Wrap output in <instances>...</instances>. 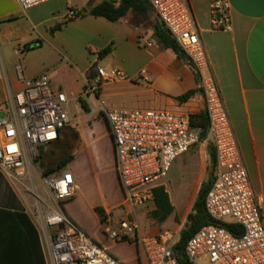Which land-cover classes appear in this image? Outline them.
Listing matches in <instances>:
<instances>
[{
    "label": "built area",
    "instance_id": "1",
    "mask_svg": "<svg viewBox=\"0 0 264 264\" xmlns=\"http://www.w3.org/2000/svg\"><path fill=\"white\" fill-rule=\"evenodd\" d=\"M23 11L53 0H16ZM158 19L166 26L200 74L201 90L208 119L206 142L215 149L216 178L206 197V211L214 221L236 225L242 233L208 224L188 241L185 254L189 264H264V194L251 187L217 82L209 72L199 29L188 0H147ZM211 26L215 31H231L230 0H209ZM78 15L70 10L68 19ZM149 45V44H148ZM96 76L88 93L96 96L103 83L125 79L116 69L95 68ZM143 80L150 78L145 70ZM19 79L24 89L8 90L5 109L0 107V167L12 178L32 177L40 146L55 143L71 122L64 92H54L47 76ZM2 78L0 51V79ZM113 139L115 170L130 209L144 208L154 200V189L165 180L175 160L198 142L200 129L191 126L192 114L186 111L143 109L102 104ZM3 115V116H2ZM53 205L43 202L33 211L45 246L48 264H119L65 213L62 203L75 197L77 185L71 171L41 177ZM107 221L105 233L112 243L132 240L147 264H179L169 234L144 236L134 214L126 213L116 223Z\"/></svg>",
    "mask_w": 264,
    "mask_h": 264
},
{
    "label": "crops",
    "instance_id": "2",
    "mask_svg": "<svg viewBox=\"0 0 264 264\" xmlns=\"http://www.w3.org/2000/svg\"><path fill=\"white\" fill-rule=\"evenodd\" d=\"M9 1L12 2V6L8 5ZM98 2L97 0L95 3ZM230 2L232 30L215 31L211 26L210 1L188 0L199 29L209 72L215 78L224 101L252 190L256 195H263L264 0ZM41 6V14L30 15L27 21L38 33V38L31 44L41 42V45L33 50L48 48L51 56L60 58V63L66 62L71 66V70H77L80 78L77 82L83 86L84 93L96 76L95 66L107 70L116 69L126 76L125 79L101 85L99 93L93 95L96 102V106H93L96 110H101L104 104L186 111L192 116L205 113L201 85L191 65L179 59L172 50L161 48L154 40L150 27L133 25L131 14L113 23L101 17L79 16V12L86 9L87 0H53ZM70 10L77 13L78 17L68 19ZM24 13L26 11L19 7L16 0H0V37L4 43L15 41L14 35H10L12 33L10 26L20 23ZM156 18L158 17L153 13V20ZM58 26L61 28L52 33L51 31ZM107 48H111V53L101 57L100 53ZM16 52H20V49ZM8 62L1 52L0 103L5 101L4 104L7 103L8 90L17 93L25 87L24 82L19 79V71L24 80L42 76V72L24 75L22 67H16V75H13L10 73ZM142 70L148 73L149 82L143 80L140 74ZM53 76L54 72L49 71L47 77L51 89L53 88L54 92H63L56 88ZM191 91L195 93L189 99L180 100ZM203 142L208 148L212 146L206 140ZM49 146L44 147L47 150ZM192 149L174 161L167 178L159 185L165 187L173 206V213L166 221L159 222L151 216L155 209L154 200L144 208L132 210L127 207L119 185L121 202L115 211H105L106 218L100 226H105L109 221L116 227L117 221L126 213H130L134 214L138 221L142 235L159 237L169 234L175 239L176 244L182 228L189 219L188 216L187 220L183 221L188 197L193 186L203 177L204 164L197 161L199 171L185 192L174 186L170 173L178 161L185 158L194 159L189 155ZM206 153L208 155V152ZM28 182L31 187L26 185ZM43 202L45 200L39 196L33 175L24 181H18L0 167V264H41V254L44 263L48 264L41 231L33 217V211L38 204L45 207ZM117 210L121 211V214H115ZM98 218L100 220L99 215ZM178 225L182 228L178 229ZM128 241L134 248V254L130 257L114 255L119 264H147L140 257L134 242Z\"/></svg>",
    "mask_w": 264,
    "mask_h": 264
},
{
    "label": "rangeland",
    "instance_id": "3",
    "mask_svg": "<svg viewBox=\"0 0 264 264\" xmlns=\"http://www.w3.org/2000/svg\"><path fill=\"white\" fill-rule=\"evenodd\" d=\"M96 1L94 0V3ZM89 2L90 0H87V6ZM7 3L12 6L11 1ZM41 9L42 6H39L29 12L26 11L20 23L10 26L12 32L10 35H14L15 41L4 43L0 37V51L9 61L8 67L13 75H16V67H22L24 75L42 72V76H47L49 71L50 73L54 72L53 77L55 85H57L56 88L65 92L68 96V104L64 105L63 108L68 111L71 122L63 130L58 143L49 146L47 150L44 146L38 148L39 153L44 155L41 163L46 166H54L67 156H75V161L63 169V171L68 170L74 174L78 186L74 201L67 204V214L112 254L130 257L134 254L133 246L129 243H112L108 241L106 236L102 234L103 230L100 227L98 213H96V208H101L104 212L106 210L109 212L115 211L121 199L114 165L112 140L105 119L100 114L101 110L94 108L96 106L95 97L87 95L88 89H85L84 93L83 86L77 82L80 79L77 70H71V66L66 62L60 63V58L51 56L48 48L24 50L25 45L31 44L35 38H38L37 31L31 28L27 22L29 16H39ZM146 27L149 28L150 26L147 25ZM19 49L20 52H16ZM3 102L5 103V101H2L0 107L5 109L6 104ZM90 102L92 105H90ZM83 103L87 105L88 110L83 108ZM206 152H208V155ZM189 155L193 156L194 159L185 158L178 161L170 173L174 186L185 192L199 171L197 163L201 164L203 162L204 164L203 177L193 186L188 197V205L183 218L184 222L191 213L200 185L204 180H207L210 167L209 148L206 147L205 142L199 141ZM41 177L43 176L39 170V165H33V178L39 196L47 201L48 205L52 206L53 203L48 197ZM26 185L31 187L29 182ZM27 197L32 200L29 194H27ZM44 209L46 210L45 207ZM117 213L121 214V211L117 210L115 214ZM181 228L178 225V229Z\"/></svg>",
    "mask_w": 264,
    "mask_h": 264
},
{
    "label": "trees",
    "instance_id": "4",
    "mask_svg": "<svg viewBox=\"0 0 264 264\" xmlns=\"http://www.w3.org/2000/svg\"><path fill=\"white\" fill-rule=\"evenodd\" d=\"M153 13L154 12L152 10V7L150 6L147 0H103L98 3H94V0H90L86 9L84 11L79 12V16L90 15L96 18L101 17V18L107 19L110 22L115 23V22L120 21L127 15L131 14L133 25L137 27L140 25L147 26V22H149V26L153 30V36H154V40L156 41V43L163 49L172 50L178 56L179 59L187 61V57L184 51L182 50L180 45L177 43V41L172 37V35L170 34L166 26L158 18L153 20ZM60 28L61 27L58 26L55 29H53L51 32L53 33L54 31L59 30ZM40 45H41V42H35V43L27 45L25 48L27 51H31L33 49L38 48ZM110 53H111V48H107L100 53V56L105 57V56H108ZM191 68L195 73L198 83L200 84L201 79H200L199 72L196 70V68L193 65H191ZM194 93L195 91H191L187 93L186 95H184L180 100L186 101ZM82 106L85 110H88V107L86 104L83 103ZM100 114L104 117L102 113ZM105 122L107 124L108 130L110 133V129H109L106 119H105ZM191 126L193 128L200 129L199 141L200 142L205 141L208 135V119H207L206 113H202L200 115H193L191 117ZM62 134H63V131L61 132L59 139L55 143H53V145H55L56 143L60 141ZM110 137H111V134H110ZM111 140H112V147L114 151V144H113L112 137H111ZM43 156H44L43 154H39L38 158L35 161V164L39 165V170L43 177L58 174L62 172L63 169H65L70 163L75 161V156L70 155V156H67L61 159L60 162L54 166H46L41 163V159L43 158ZM209 157H210V167L208 169L207 180L203 183L198 193V196L194 202L192 212L189 215L188 222L185 224V226L181 230L179 240L173 247L175 257L177 261L179 262V264H189L188 258L185 254L186 245L188 241L193 237V235L205 225L215 224L218 226H222L226 228L227 230L234 232L235 235H239L242 233L241 227L214 221L213 219L209 217L206 211V206H205L206 197L216 178V156H215V151L212 146L209 147ZM114 165H115V152H114ZM118 183H119V180H118ZM74 198L75 197L62 203V207L66 214H67L66 212L67 204L72 203L74 201ZM154 202H155V209L151 212V216L155 220H158L159 222L166 221L168 217L173 213V206L171 205L169 195L166 192L164 186H159L154 189ZM96 213H98L100 217V223H104L105 218H106L105 212L101 208H96ZM70 218L73 220V222L77 224V222L72 217ZM77 225L81 229H83L79 224ZM100 227L103 230L102 234L105 235L106 239L108 240L107 235L105 233V226L101 225ZM92 239L95 242H97L94 238ZM97 243L101 247L106 249L110 254H112L107 248H105L99 242ZM119 243H129L130 244L131 242L128 240H124ZM134 245L136 246L135 243ZM112 255L114 256V254ZM41 264H45L42 258V254H41Z\"/></svg>",
    "mask_w": 264,
    "mask_h": 264
},
{
    "label": "water",
    "instance_id": "5",
    "mask_svg": "<svg viewBox=\"0 0 264 264\" xmlns=\"http://www.w3.org/2000/svg\"><path fill=\"white\" fill-rule=\"evenodd\" d=\"M3 116V115H2Z\"/></svg>",
    "mask_w": 264,
    "mask_h": 264
}]
</instances>
